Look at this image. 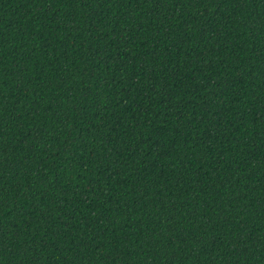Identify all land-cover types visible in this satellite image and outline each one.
Segmentation results:
<instances>
[{
	"label": "trees",
	"instance_id": "obj_1",
	"mask_svg": "<svg viewBox=\"0 0 264 264\" xmlns=\"http://www.w3.org/2000/svg\"><path fill=\"white\" fill-rule=\"evenodd\" d=\"M0 264H264V0H0Z\"/></svg>",
	"mask_w": 264,
	"mask_h": 264
}]
</instances>
